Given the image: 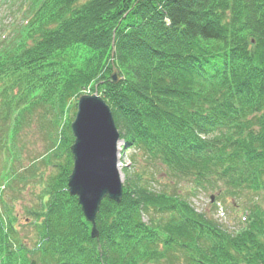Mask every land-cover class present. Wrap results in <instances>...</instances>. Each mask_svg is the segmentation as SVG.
Instances as JSON below:
<instances>
[{"label":"trees","instance_id":"trees-1","mask_svg":"<svg viewBox=\"0 0 264 264\" xmlns=\"http://www.w3.org/2000/svg\"><path fill=\"white\" fill-rule=\"evenodd\" d=\"M24 4L21 25L0 35V150L10 152L28 118L43 111L38 117L53 146L36 166L57 173L28 211L36 218L31 254L38 262L176 264L182 251L183 264H264L260 204L230 233L179 192L131 176L126 165L122 198L103 199L99 236L92 237L68 191L75 139L68 113L95 92L112 110L122 155L135 149L159 159L173 182L202 187L216 179L264 190V0ZM2 190L0 264H30Z\"/></svg>","mask_w":264,"mask_h":264},{"label":"rangeland","instance_id":"rangeland-1","mask_svg":"<svg viewBox=\"0 0 264 264\" xmlns=\"http://www.w3.org/2000/svg\"><path fill=\"white\" fill-rule=\"evenodd\" d=\"M24 3L25 0H0V35L6 34L8 27L21 25L20 17L24 11ZM20 9L21 11H19ZM73 102L75 103V100ZM76 112L77 105L71 109L68 117H75ZM38 115L30 116L20 133L15 136L16 150L14 149L15 145L10 146V152L9 150H0V192L4 187L2 190L3 200L16 215L17 234L29 251L27 258L30 261L36 259V256L31 252L36 248L38 233L34 225L36 218L31 216L28 211L40 205L39 197L46 187L47 180L57 173L55 168L37 169L38 166H36L37 161L41 160L53 146L51 138H49L47 122L45 119L39 118ZM121 145L122 141L119 142V148ZM119 161L118 168L122 185L125 177L122 168L129 165L131 176L135 172L146 179L153 180L151 187L155 190H164L167 193L179 192L188 198L198 212L205 213L208 218L219 223L223 229L230 233H236L243 226L249 206L260 204L264 207V190L256 192L253 188H232L216 179L205 183L202 187L189 179L173 182L175 180L173 175L166 166L160 163L159 159L151 160L147 155L135 149L127 150L119 157ZM21 177L24 179H20ZM10 179L12 183L8 182ZM212 197L213 199H211ZM1 201L0 209L4 210V204ZM147 218L145 216V220ZM158 249L164 251L162 244ZM185 254L186 252L176 251L174 255L178 258V262L175 263L183 264ZM164 262L167 263L164 260L163 264Z\"/></svg>","mask_w":264,"mask_h":264},{"label":"water","instance_id":"water-1","mask_svg":"<svg viewBox=\"0 0 264 264\" xmlns=\"http://www.w3.org/2000/svg\"><path fill=\"white\" fill-rule=\"evenodd\" d=\"M113 79L117 82L118 75ZM71 130L75 140L69 193L78 197L86 220L92 223V236L97 237L96 216L102 200L108 197L118 202L123 194L118 168L120 133L110 106L96 93L79 98Z\"/></svg>","mask_w":264,"mask_h":264}]
</instances>
